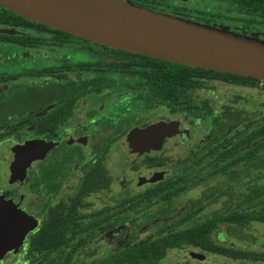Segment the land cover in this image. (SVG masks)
Segmentation results:
<instances>
[{"label": "flooded vegetation", "instance_id": "obj_1", "mask_svg": "<svg viewBox=\"0 0 264 264\" xmlns=\"http://www.w3.org/2000/svg\"><path fill=\"white\" fill-rule=\"evenodd\" d=\"M156 1V10L158 4H162L170 8L175 16L176 13H180L182 16L193 18L191 10L183 5L171 6L163 0ZM228 2L237 6V10L243 15H248L249 23L264 24V0ZM255 2L256 5L253 7ZM241 29L264 34V30L256 27H240L236 30ZM41 45L60 49L76 47L100 54L101 58L92 61L76 55H57L53 61H48L45 67L29 68L30 77L20 80V74L24 69L18 70V66L31 65L33 57L23 56L16 48L35 50ZM105 47L111 48L87 39L74 40L66 46L48 40L35 47L0 41V50L4 49L3 52L10 54L9 58L13 59L8 65L5 64L6 58L1 56L0 51V76L2 71H8L10 77L0 82V88L2 85L6 86L5 91L0 94V144L11 140L16 144V139L21 138L25 127H29L34 136L25 148L12 145L5 149L6 153L0 158V165L1 162L5 163V170L3 173L0 171V207L10 204L29 220L26 227H23L24 231L18 236L15 235L14 239L8 237L5 230L3 233L0 232V264H75L80 256L90 257L89 264H119L113 258L126 248L140 244L143 239L155 241L171 232L175 233L174 237L187 235L184 230L208 220L214 213L218 214L215 227L210 232L201 234L200 244L182 242L180 245L167 247L155 264H161V260L169 251L179 253L186 247L190 249L183 259L187 257L195 262H206L209 254H212L217 257V264H224L225 260H229L231 264H264V233L247 232L248 227L252 225L255 228L264 227V216H245L264 212V184L253 185L238 194L232 193L229 199L223 202L221 211L201 219L199 213L213 201L194 216H185L191 211L189 208L195 200L203 196L202 194L182 203L180 197L186 192L189 183L173 198L172 214L146 215L159 212L160 208L166 205L162 198L154 197L149 202L139 201L141 195L161 184L165 186L166 182L173 183L172 188L177 187V178L193 163V159L203 160V157L193 151L188 158L191 162L185 165L178 175L167 176L165 160L170 157L163 155L166 146L174 138L187 135L186 125L192 121L212 118L210 133L207 135V146L212 145L207 150L208 156L214 158L210 151L217 144L219 148L216 156L222 157L219 163L224 164L230 159L229 156L227 158L224 156L227 152L229 154V149L233 146L236 150L235 157L245 154L251 159L245 158L234 165L233 169L237 174L248 175L253 170H264V149L259 152L262 161L260 167L256 168L252 165L255 153L248 152L251 146L255 145V139L247 144L248 137L253 136L257 125L264 122V117L256 121L249 110H235L225 105L219 113L213 115L207 101L201 106H196L192 103L190 92L198 86L199 81L194 89L188 90L186 98L180 99L184 101L183 105L158 101L151 82L142 78L141 74L112 70L109 50ZM1 62L5 63L2 65ZM35 62L38 63V59L35 58ZM91 67H94L95 71L80 78H70L66 75L74 68ZM43 74L47 76L42 77ZM120 75L136 81L140 90L130 93L127 91L123 94L121 92L116 96L106 95V92L113 88L116 76ZM200 79L213 78H198ZM34 80L43 83L41 101L35 110L28 104L31 102L29 99L20 104L17 102L18 94L25 90L28 82ZM228 82L243 87L252 86ZM5 92L9 101L7 104L1 102V97H6ZM204 105L209 108L208 113L204 111ZM160 107L166 111L158 112ZM18 108L25 112V117L18 116L16 113ZM37 113H41L44 119L57 115L54 133L35 134L33 118ZM21 123L23 126L17 135L15 128ZM157 123L175 124V129L162 138L158 148L151 147L143 152L133 150L132 144L139 142V139L132 140L131 132L144 130ZM63 127H69V130L61 133ZM214 136H217L216 143L212 142ZM115 142L121 146L125 144L126 151L118 153V149L114 150ZM43 143L46 144V148L41 149L34 159H30L23 166L20 178L11 180L10 162L16 154L24 152L28 154L34 147ZM122 164L123 168L129 164L130 169H137L143 164L148 171L144 175L129 177L120 172ZM152 178L156 180L150 181ZM115 185L123 194L114 204L93 199L95 195L112 190ZM257 188L262 190L260 197L247 200ZM136 189L144 190L134 192ZM225 194L226 192L222 193L219 198ZM131 213L137 215L130 217ZM1 219L2 216L0 222H7L6 216ZM217 229H222L223 237L231 239L232 244L216 241L214 231ZM98 239H106L109 244V248L101 257L97 256L98 252L93 244ZM171 264H186V261L181 262L175 258Z\"/></svg>", "mask_w": 264, "mask_h": 264}, {"label": "water", "instance_id": "obj_2", "mask_svg": "<svg viewBox=\"0 0 264 264\" xmlns=\"http://www.w3.org/2000/svg\"><path fill=\"white\" fill-rule=\"evenodd\" d=\"M0 3L35 22L100 45L264 81V42L140 7L128 0H0ZM0 33L17 31L0 28ZM174 129L175 124L157 123L134 130L130 138L139 142L132 144V148L139 152L158 148L162 138ZM43 148L45 143L28 154H16L10 162L11 180L20 178L23 166ZM0 216L1 220L7 217V222H0V232L5 230L11 239L29 223L26 215L10 204L0 207Z\"/></svg>", "mask_w": 264, "mask_h": 264}, {"label": "rangeland", "instance_id": "obj_3", "mask_svg": "<svg viewBox=\"0 0 264 264\" xmlns=\"http://www.w3.org/2000/svg\"><path fill=\"white\" fill-rule=\"evenodd\" d=\"M165 3L169 5H183L191 10V14L193 18H187L192 21L200 22L201 24H207L208 26L217 27L221 29H226L231 31L232 33L241 35L246 38L258 40L264 42V34H260L257 31L249 30V29H240V27H249L259 28L264 30V24L259 22L256 24L249 23L248 15H243L237 10V6L230 5L228 1L221 0H163ZM163 14H167L170 16H175L171 9L165 7L162 4H158V9L156 10ZM16 47V46H12ZM18 52L23 53V56L29 55L33 57L31 59V65H23L18 66V70H23L22 74H20V80H24L29 78L28 70L29 68H42L45 67L49 62L53 61L54 58L58 55H76L82 58H89L92 61L98 60L101 58L100 54H94L92 52H88L86 50H82L80 48H69V49H60L57 47H52L50 45H41L39 48L35 50L26 49V48H16ZM35 58L38 59V63L35 62ZM58 64V62H57ZM95 71L94 67L88 69H79L74 68L68 72L70 78H80L82 75H86L88 73H93ZM47 75H42L45 77ZM133 81V83H132ZM198 86L190 92V98L192 103L196 106H201V104L205 101L208 102V105L211 107V111L213 115L220 112L223 105L227 107H231L233 109H247L251 112L252 118L259 121L264 117V86L262 82H255L252 86H238L229 82H223L220 80L213 79H200L198 80ZM136 81L128 78L124 75L116 76V80L112 89L106 92V95L116 96L118 93H130L139 91L140 88L135 83ZM166 111L165 108H158V112L162 113ZM212 118L206 120L192 121L186 125L188 134L180 135L173 140L169 141L166 146V149L163 153L164 156L170 157V159L166 161V169L167 176H171L173 174H179L182 168L185 165H188V158L192 155V152H197L198 156L203 157L201 165L195 172H191L188 177L191 179L189 182L186 192L180 197V201L183 203L187 199H195L202 194H209L214 190L224 189L226 194L221 196L219 200L213 201L201 212L199 213V218L205 216H210L212 213L221 211L225 201H227L232 193L238 194L240 192H244L253 185L264 184V170H253L248 175L242 174L238 180L235 182L229 183L225 176H211L208 174L209 166L213 161L212 156H208L207 150L212 147L210 145L207 146L208 134L210 133V124ZM242 127V126H240ZM69 130L67 128H61V133H65ZM233 134V133H232ZM33 134L30 131L29 127H25L23 129V134L20 139H16V144H14V140L7 141L6 143L0 144V158H3V155L6 153L5 149L12 147L17 148H25V145L29 143L33 139ZM113 149L117 150L118 153H124L126 151V145H119L116 142L113 144ZM116 156V155H115ZM115 163V159H114ZM127 164V163H126ZM129 165V164H128ZM124 164L120 165V172L129 175V177H135L136 175H144L148 171V169L140 164L137 169H130ZM5 170V163L1 162L0 171L3 173ZM242 172V171H241ZM201 175V177H200ZM144 189H136L134 192H140ZM121 194L123 191L117 187V185L112 188V190L107 191L105 193H101V195L94 196L96 200H100V202H106L107 204H114L117 200L121 198ZM144 211L141 210L140 214ZM137 214L131 213L130 217H134ZM257 231L258 233H264V227L255 228L253 225L249 226L247 229L248 233H253ZM214 238L216 241H222L232 244V240L228 237H223L222 229H217L214 231ZM224 238V240H223ZM94 247L98 252L97 256L101 257L105 251L109 248V244L106 239H98L93 242ZM92 245V244H91ZM93 248V245L91 246ZM189 247H186L182 252L175 253L169 251L166 257L161 260V264H171L172 259L177 258L178 261L185 262L186 264H217V257L209 254L206 262H195L193 260L188 259L187 257L183 259L184 255H187V251H189ZM173 257V258H172ZM188 259V262H187ZM78 262L75 264H89L90 257L80 256ZM224 264H231L229 260H225Z\"/></svg>", "mask_w": 264, "mask_h": 264}, {"label": "trees", "instance_id": "obj_4", "mask_svg": "<svg viewBox=\"0 0 264 264\" xmlns=\"http://www.w3.org/2000/svg\"><path fill=\"white\" fill-rule=\"evenodd\" d=\"M134 5L144 7L151 10H156L155 3L156 0H128ZM234 3L236 0H227ZM249 4V3H248ZM256 2L253 3V7H255ZM176 16L189 18L188 16H182L180 13H176ZM0 27L8 28L11 27L17 31L14 34H6L0 33V41H8L15 42L20 46H28L35 47L41 42H46L48 40L55 41L58 45L66 46L69 42L74 40H84L83 38L74 36L68 32L55 29L41 23L35 22L13 10L2 5L0 3ZM109 50L108 55L110 56L109 62L112 67V70H122L127 72H138L141 74V77L147 81L151 82V87L153 89V93L158 99V101L165 102L166 104H184V101L180 100L181 98H186L188 95L189 89H194L198 84V78H213V79H221L223 81H231L241 85H253L255 82H262L264 86V81L234 75L229 73L216 72L209 69H204L200 67H190L181 65L178 63H172L169 61H165L159 58L149 57L145 55L129 53L123 50L107 48ZM1 56L5 57V64H9L10 60H13L10 57V54L4 53V49L1 48ZM12 56V55H11ZM14 56V55H13ZM16 61L18 62V58L16 56ZM3 62V61H2ZM1 64L3 65L4 63ZM39 71L36 73L38 74ZM10 78L8 76V71H2L0 76V82L6 81ZM43 83L37 82L36 80L30 81L27 83L25 90L22 93L18 94V104L22 103L27 99L31 100L29 105H32L33 110L37 106H39L41 101V95L43 94L42 90ZM5 87L0 88V94L5 91ZM6 97H1L2 103H9L7 92L4 93ZM6 99V100H5ZM5 100V101H4ZM193 109V108H192ZM204 111L209 112V108L204 105ZM194 110V109H193ZM18 116L25 117V112H22L17 109ZM57 115L54 114L52 118L44 119L41 113H37V115L33 118L35 120L34 132L35 134H42L46 132H55V125L57 120ZM23 126V124H19L16 126V134L18 135V130ZM252 139H255L253 146L248 150L250 153H255V161H252V165H255L256 168L260 167L261 161L259 152L264 149V122L258 124L255 128V132L253 136L248 137L247 144L250 143ZM217 136H214L212 142L216 143ZM253 144V143H252ZM218 145L216 144L213 149H211L210 154L214 155L213 161L209 166V172L211 176L225 175L226 179L229 183L235 182L240 178L241 175L237 174L236 170L233 169L234 165L238 164L245 158L251 160L249 157L245 156V154H241L240 156L235 157L236 150L233 146L229 149L225 154V158L228 156V159L224 164H220L219 162L222 160V157H217L216 154L218 152ZM248 154V153H247ZM193 163L188 165L185 168L182 176L178 177L176 180L177 187H173V183L166 182L165 186L162 184L156 187L153 190L147 191L145 194L140 196L139 201H151L154 197L162 198L166 201V205L162 206L159 212L156 213H147L146 215H169L172 214V210L174 209L172 202L173 198L176 197L179 192L189 183L188 175L191 172L197 171L199 166L201 165L202 160L193 159ZM201 177V175H200ZM225 190H214L213 192L202 197L197 198L195 202L190 206V212L186 213L185 216H194L200 210L204 208V206L211 201L218 200L219 196L222 193H225ZM262 194V190L256 189L252 192V196L247 197V200H252L254 198H259ZM233 215V214H232ZM217 213H214L211 218L208 220L199 223L195 226H192L190 229L184 230L187 232V235H182L178 237H174L175 233H170L160 239L155 241H150L148 239H143L140 244H135L126 248L124 251L119 252L113 258L119 264H138V262L146 263V264H155L157 259L162 257L166 251L167 247L174 246L175 244L180 245L182 242H190L194 245L200 244L202 242L201 234L210 232L215 227L217 221ZM245 216H264V212L256 213V214H246ZM185 236V237H184ZM83 241V240H82ZM81 244H83L81 242ZM127 263H126V262Z\"/></svg>", "mask_w": 264, "mask_h": 264}]
</instances>
